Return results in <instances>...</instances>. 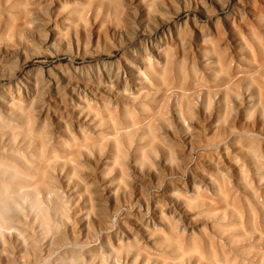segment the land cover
I'll list each match as a JSON object with an SVG mask.
<instances>
[{
	"label": "rangeland",
	"instance_id": "374dc122",
	"mask_svg": "<svg viewBox=\"0 0 264 264\" xmlns=\"http://www.w3.org/2000/svg\"><path fill=\"white\" fill-rule=\"evenodd\" d=\"M0 264H264V0H0Z\"/></svg>",
	"mask_w": 264,
	"mask_h": 264
}]
</instances>
